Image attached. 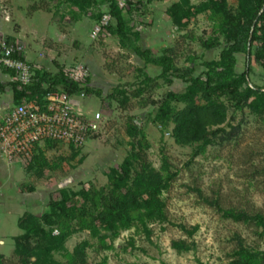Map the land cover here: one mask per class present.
<instances>
[{
    "label": "rangeland",
    "instance_id": "1",
    "mask_svg": "<svg viewBox=\"0 0 264 264\" xmlns=\"http://www.w3.org/2000/svg\"><path fill=\"white\" fill-rule=\"evenodd\" d=\"M62 1L0 0V42L12 39L21 43L26 56L41 53L56 71H66L77 63L87 65L91 71L90 88L99 91L100 96L88 95L83 102L88 109L102 113L103 128L78 147L48 144L21 160H9L0 154L6 161H13L12 170L16 171L13 179H4V185L0 178L2 264H22V258L14 250L15 238L25 236L17 226L23 214L39 219L49 211L50 202H58L62 195L79 194L90 187L106 188L107 174L120 169L125 161L133 160L134 155L140 159L135 161L137 165L150 164L157 170L163 159L167 160L168 177L161 195L163 219L137 222L135 227L108 240L106 247L91 239L88 230L77 231L64 241V252L54 253L52 259L58 264H78L72 257L83 243L89 247L83 263L79 264H229L236 237L246 246L264 251L261 227L222 219L198 192L225 209L264 217L261 119L246 110L242 113L230 109L224 129L242 121L235 140L207 146L198 153L193 148L176 145L170 136L172 126L162 129L157 115L165 96L170 92L183 93L186 85L179 80L168 83L160 79L156 67L147 66L139 74L142 63L105 29L95 39L90 38L97 15L108 13L107 0H94V6L85 14L70 0ZM115 1L130 28L140 34L141 45L154 56L171 54L178 68L188 67L186 60L192 55L208 60L218 58L220 47L204 51L200 46L216 37L223 42L218 23L211 20L207 0H133L135 9L130 14H126V5L122 7ZM238 3L239 0H228L231 7ZM200 5L205 11L180 24L173 23V12L191 11ZM31 55L28 58H34ZM245 64V57L238 56V73L245 70ZM249 69L250 85L263 91L264 71L254 63ZM0 82L5 89H11V81L3 73ZM110 95L113 97L109 98ZM5 96L0 94V101ZM182 106L175 104L177 109ZM7 183L11 185L6 188ZM193 229L195 232L190 237L187 231ZM52 235H59L56 227Z\"/></svg>",
    "mask_w": 264,
    "mask_h": 264
},
{
    "label": "trees",
    "instance_id": "2",
    "mask_svg": "<svg viewBox=\"0 0 264 264\" xmlns=\"http://www.w3.org/2000/svg\"><path fill=\"white\" fill-rule=\"evenodd\" d=\"M132 1L126 4V14L135 9ZM69 2L78 5L83 14L94 6V0ZM107 3V14L111 16L112 21L105 31L142 63V68L138 69L139 74L143 73L147 66L156 67L160 70V79L168 83L179 80L186 85L183 93L170 92L165 96L157 115V123L162 129L167 130L172 126L170 136L176 145L193 148L198 153L207 146H218L235 140L241 132L242 121L224 129L230 109L242 113L246 110L264 123V90L252 87L249 83L251 63L264 71V0H239L236 7L229 6L228 0H207V7L212 12L211 20L218 23L223 42L220 43L216 37L213 41L202 42L200 46L204 51L220 47L218 58L208 60L192 55L186 60L189 66L184 68L176 67L171 54L154 56L149 49L143 48L139 44L140 34L130 28L116 1L107 0ZM202 6L191 11L181 9L173 12V23L180 24L183 20H189L204 10ZM102 15H97L95 24ZM74 19L78 17L75 16ZM6 41L10 42L12 39ZM238 56L245 57L246 62V68L241 73L237 72ZM0 73L10 78L14 74L13 71L1 67ZM34 73L36 82L27 87L19 88L16 82H9L14 104L23 99L42 101L46 92L51 90H62L70 94L81 90L77 84L67 80L61 69L54 74L34 69ZM46 83L48 89H45ZM4 89V84L0 82V94ZM83 90L87 95L100 96L99 91H94L88 86L83 87ZM115 92L117 91L113 94ZM112 97L113 95L109 96ZM175 104L183 106L177 109ZM130 131L134 132V129ZM48 144L57 143L48 141L45 146ZM40 150L41 148L37 147L34 152ZM135 161H140L137 155H134L133 160L125 161L120 169L111 170L107 174L109 183L106 188L96 190L90 187L89 190L83 189L79 194H61V199L58 202H50L49 211L39 219L29 213L23 214L18 219L17 226L25 236L15 238L14 250L15 254L22 258V264H42L43 261L45 264H58L52 259L54 253L64 252V241L68 235L77 231L88 230L91 239H97L101 247H106L108 240L117 237L121 231L135 227L137 222L162 220L164 204L161 195L168 177L165 175L169 170L167 160L163 159L159 170L150 164L139 166ZM198 192L201 199L214 207L222 219L235 223L256 224L262 228L264 237V217L261 214L225 209L216 200L209 201ZM54 227L59 230V235H52ZM194 232V229L187 231L190 237ZM129 246L134 248L131 241ZM176 246L189 249L184 245ZM87 247L88 243H83L74 252L72 259L76 263H83ZM263 260L264 251L254 250L236 237L229 264H264ZM2 263L0 255V264Z\"/></svg>",
    "mask_w": 264,
    "mask_h": 264
},
{
    "label": "built area",
    "instance_id": "3",
    "mask_svg": "<svg viewBox=\"0 0 264 264\" xmlns=\"http://www.w3.org/2000/svg\"><path fill=\"white\" fill-rule=\"evenodd\" d=\"M129 1L132 0H118V5L123 7ZM111 21L110 15L103 14L93 26L90 38L95 39ZM0 67L13 71L12 80L19 88L36 82L34 67L27 61L21 43L5 39L0 42ZM64 75L81 90L73 94L51 90L42 101L23 99L1 118L0 154L4 158L21 160L29 157L48 141L78 147L101 132L102 113L85 108L83 102L88 97L83 90L90 76L87 66L74 64L64 71ZM45 89H48V83ZM134 124L139 123L134 121Z\"/></svg>",
    "mask_w": 264,
    "mask_h": 264
},
{
    "label": "crops",
    "instance_id": "4",
    "mask_svg": "<svg viewBox=\"0 0 264 264\" xmlns=\"http://www.w3.org/2000/svg\"><path fill=\"white\" fill-rule=\"evenodd\" d=\"M1 26V25H0ZM0 31H1V27H0ZM140 40V38H139ZM139 44L141 45L140 41H139ZM142 46V45H141ZM143 47V46H142ZM144 48V47H143ZM28 55H31L30 53H27V56H26V52H25V57L27 59V61L32 65L34 66V69L36 71H39V72H42V71H47V72H50L51 74H54L56 73L57 71L52 68L51 64H48L46 61H45V58L43 57V55H41V53H39L37 56L34 55V58H28ZM31 55V57H32ZM40 56V58L38 57ZM87 66V65H86ZM88 70H89V79L87 81V86L90 87V84H91V71L89 69V67L87 66ZM38 69V70H37ZM64 71V70H63ZM5 75V74H4ZM7 78H9L10 81H13L12 78H10L8 75H5ZM6 82V81H4ZM4 95H6L4 98H2V100L0 101V120L3 116L6 115V113L8 112V110H10L15 104L12 105L11 102H13V93H12V90L11 89H5L3 91ZM11 103V104H10ZM85 108H87L85 106ZM45 147V145L43 146ZM39 148H42V147H39ZM13 162V161H12ZM12 162H8L6 161L1 155H0V178H2V181H3V185L6 184L5 183V178L6 177H9L10 180L13 179L15 176H16V171H13L12 170V165L13 163ZM1 185V187L3 186ZM11 184L10 183H7L6 185V188L8 186H10ZM11 188V187H10ZM2 190V189H1Z\"/></svg>",
    "mask_w": 264,
    "mask_h": 264
}]
</instances>
